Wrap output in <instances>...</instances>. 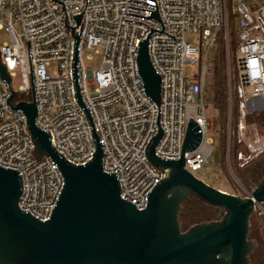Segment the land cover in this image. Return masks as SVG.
Masks as SVG:
<instances>
[{
    "label": "built area",
    "instance_id": "2783aa9c",
    "mask_svg": "<svg viewBox=\"0 0 264 264\" xmlns=\"http://www.w3.org/2000/svg\"><path fill=\"white\" fill-rule=\"evenodd\" d=\"M58 1L63 2L65 13L63 4L54 0H0V30L10 38L0 44V61L11 81L21 70L24 83L19 91L27 95L32 91V100L34 83L37 127L50 132L53 147L65 160L83 166L93 159L96 145L76 99L73 36H80V97L103 148V170L116 175L121 198L143 210L165 177L164 170L147 156L149 145L160 133L155 155L177 160L190 118L197 122L201 141L184 153L185 169L194 176L213 153L204 93L208 79L215 76L209 53L228 25L229 0ZM231 2L239 32L235 90L239 120L234 144L240 148L234 149L233 157L237 171L264 155V137L258 132L247 136V117L264 111V0ZM82 13L77 26L74 16ZM65 19L66 26L75 27L73 35ZM188 34L197 37L199 47L186 40ZM144 41L161 78L159 105L147 96L139 74L138 55ZM100 52L101 68L86 67L84 57ZM187 64L198 68L194 77L186 78ZM92 82L97 87L90 94L87 86ZM11 88L0 76V166L21 174L19 208L47 221L64 177L51 158L34 154L27 118L13 107L23 100L14 101V90L10 102Z\"/></svg>",
    "mask_w": 264,
    "mask_h": 264
},
{
    "label": "water",
    "instance_id": "95a60500",
    "mask_svg": "<svg viewBox=\"0 0 264 264\" xmlns=\"http://www.w3.org/2000/svg\"><path fill=\"white\" fill-rule=\"evenodd\" d=\"M83 13L74 16L77 26ZM64 22L66 26V19ZM66 27L72 28L73 35L75 27ZM73 37L76 99L88 120L95 153L90 162L76 166L55 150L50 132L36 125L32 75L34 99L20 101L13 107L22 110L27 118L34 154L51 158L65 183L49 220L42 221L29 210L19 208L23 194L19 171L0 166V264H250L248 255L253 244L248 240L249 220L256 204L264 201V182L252 196L241 197L217 189L187 171L184 153L195 149L202 137L200 126L190 118L180 159L165 160L155 155L162 133L148 147L150 162L163 169L165 177L150 193L147 207L138 210L123 200L116 175L103 170V148L80 97V36ZM138 67L147 96L159 105L161 78L150 61L147 41L140 44ZM0 76L11 87V78L1 61ZM11 92L10 102L15 98L12 88ZM190 197L217 208L222 218L182 231L179 214Z\"/></svg>",
    "mask_w": 264,
    "mask_h": 264
},
{
    "label": "rangeland",
    "instance_id": "374dc122",
    "mask_svg": "<svg viewBox=\"0 0 264 264\" xmlns=\"http://www.w3.org/2000/svg\"><path fill=\"white\" fill-rule=\"evenodd\" d=\"M231 4L232 2L229 0L228 25L221 31L216 49L209 53V57L214 60L216 70L213 79H208L207 88L204 93L205 103L208 106L206 113L211 121V128L209 129L208 135L212 141L214 150L203 168L196 172V176L198 179L224 192L233 193L234 190H237L240 192V196H243V191L239 185V175L233 160L234 149L236 148L238 150L240 148L238 145L235 147L234 144L235 138L237 137L239 120L237 115V99L235 96V90L238 85L236 57L239 46V32ZM196 38L195 35L191 34L186 36V40L189 43L199 47ZM9 41L10 38L5 30H0V44L2 45L4 42ZM102 62V52L84 57L85 66L91 67L94 70L100 69ZM197 72L198 68L196 66L186 65V78L194 77ZM23 83L22 72L21 70H17L12 79V86L16 92L15 102L19 100H32V91L28 95L20 93L19 87ZM96 87L97 84L95 82L89 83L87 86L89 93H94ZM248 127L250 128L247 134L248 137L255 132H258L264 137V133L262 134L259 131L256 124H248ZM190 205H192V202ZM214 213L210 218L217 216ZM190 227L191 225L187 226L186 229L184 228V230H188Z\"/></svg>",
    "mask_w": 264,
    "mask_h": 264
},
{
    "label": "flooded vegetation",
    "instance_id": "af4514ba",
    "mask_svg": "<svg viewBox=\"0 0 264 264\" xmlns=\"http://www.w3.org/2000/svg\"><path fill=\"white\" fill-rule=\"evenodd\" d=\"M240 188L243 196H252L254 191L264 182V155L255 159L243 169H237ZM232 194L241 195L234 190ZM215 209L216 217L214 221L222 218L221 211ZM248 240L252 242L253 247L248 255L250 264H264V201L257 203L255 211L249 220Z\"/></svg>",
    "mask_w": 264,
    "mask_h": 264
},
{
    "label": "trees",
    "instance_id": "16d2710c",
    "mask_svg": "<svg viewBox=\"0 0 264 264\" xmlns=\"http://www.w3.org/2000/svg\"><path fill=\"white\" fill-rule=\"evenodd\" d=\"M247 123L256 124L258 126L259 131L263 134L264 133V111L250 114L247 117ZM191 202H192V205H190ZM214 212H215L214 207L209 206L194 197H190L188 201H186L182 205V209L179 214V222H180L182 231H186L184 230V228L186 229L187 226H190V225L192 226V225H195L196 223L214 221V218H210L211 216H213Z\"/></svg>",
    "mask_w": 264,
    "mask_h": 264
}]
</instances>
